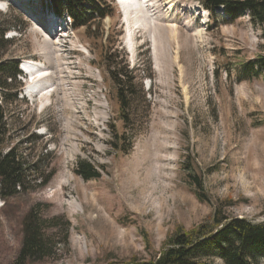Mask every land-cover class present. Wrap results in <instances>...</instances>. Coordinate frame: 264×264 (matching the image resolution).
Instances as JSON below:
<instances>
[{
    "label": "rangeland",
    "instance_id": "1",
    "mask_svg": "<svg viewBox=\"0 0 264 264\" xmlns=\"http://www.w3.org/2000/svg\"><path fill=\"white\" fill-rule=\"evenodd\" d=\"M15 1L44 10L28 17L0 0L7 40L0 42V61L42 63L55 85L49 97L33 98L22 88L41 75L6 77L0 148L21 144L30 169L39 162L42 178L53 175L39 187L32 169L29 189L0 196V264H15L24 219L37 206L45 218L65 216L71 228L68 246L33 264L150 260L169 235L200 224L219 203L231 216L264 221V78L248 79L242 66L264 53V36L247 11L231 18L198 0H124L125 15L120 0H112L113 16L75 27L51 0ZM52 18L58 28H49ZM118 48L136 70L139 92L127 125L109 60L102 59L108 49L120 61ZM111 126L121 136L126 131L120 144L127 151L112 147ZM81 161L102 176L84 179ZM189 173L202 176L209 201L198 198Z\"/></svg>",
    "mask_w": 264,
    "mask_h": 264
},
{
    "label": "trees",
    "instance_id": "2",
    "mask_svg": "<svg viewBox=\"0 0 264 264\" xmlns=\"http://www.w3.org/2000/svg\"><path fill=\"white\" fill-rule=\"evenodd\" d=\"M104 1V5L98 0H52L59 14L67 13L75 21V26L91 25L95 18L114 15L112 0ZM202 5L214 10L219 5H224L232 15L247 11L253 22L261 25L264 36V0H199ZM88 8V9H87ZM116 12V9H115ZM233 16V17H234ZM0 42L6 43L3 31L0 34ZM114 41L110 40V43ZM115 60L108 49L102 53V59H108L109 72L117 87V99L120 106V114L125 124L131 122L132 101L139 95L136 83L137 77L134 69L126 65V60L121 57L119 48L114 53ZM118 60V59H117ZM123 63V64H122ZM13 67L0 61V86L8 88L6 77L16 78L19 73L18 63ZM243 70L247 72L248 79L255 77L264 78V53L255 60L243 63ZM12 69V71H11ZM230 72V71H228ZM123 78V80H122ZM121 79V80H120ZM7 100L8 94H5ZM5 112L0 105V125L5 120ZM6 124V123H5ZM112 130V126L110 127ZM113 139L110 141L116 150L127 151L120 144L121 139H127L126 131L119 135L118 130H112ZM2 131L0 129V145L2 143ZM21 144H17L5 152L0 148V196L5 200L15 196L21 190L29 189L31 185L28 172L35 171L40 178L39 187L49 183L52 174L42 178L40 163L37 162L30 169L20 152ZM77 173L86 180L100 178L101 172L88 161H81ZM193 177L196 194L201 201H209L205 194L202 176L198 173ZM37 179V177H36ZM65 216L56 215L45 218L40 207L32 208L23 222V240L15 259V264H33L53 258L62 251L63 246H68L70 235V222L63 223ZM221 259L224 264H261L264 260V221L252 222L245 218L231 216L224 211V205L219 203L213 212L200 224L189 230L178 228L175 233L168 236L163 249L150 260H141L133 257L122 264H213V259Z\"/></svg>",
    "mask_w": 264,
    "mask_h": 264
},
{
    "label": "bare ground",
    "instance_id": "3",
    "mask_svg": "<svg viewBox=\"0 0 264 264\" xmlns=\"http://www.w3.org/2000/svg\"><path fill=\"white\" fill-rule=\"evenodd\" d=\"M133 2L134 1H132L130 3H133ZM33 4L34 3H30L28 7H31V5H33ZM120 5L123 8L124 14L126 15V13L130 11V5L127 2H125L124 0H120ZM127 20H128V18H127ZM134 20H136V22H138L137 19H134ZM134 26L137 27V25H134ZM58 27H59V23H58L56 28H58ZM134 28L135 27H131V29H134ZM43 67H44V65L42 63H39V62L32 64V63H28L27 61H25V63L23 64V68L26 71H28L30 73L32 72V73H36V74L41 75V76H36V77H39V80H37V81L34 80L35 82L34 81L31 82L32 85L30 86V88H36V91L38 92V94L34 96L32 91H31L30 96L33 98L40 97L41 95L43 96L44 94L48 97L51 95V93H50L51 86H53L54 83L50 82V78H53V77H52L51 73L46 70L47 68L45 69ZM60 90H62L61 92L64 91L61 88H60ZM63 103L67 104L69 102H68V100H64ZM42 106H43V104H42ZM70 107H71V105H70Z\"/></svg>",
    "mask_w": 264,
    "mask_h": 264
}]
</instances>
